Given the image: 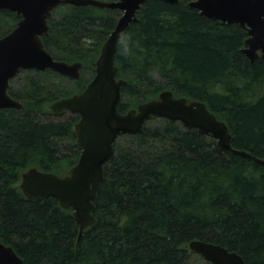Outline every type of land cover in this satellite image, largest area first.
<instances>
[{
	"label": "trees",
	"instance_id": "obj_1",
	"mask_svg": "<svg viewBox=\"0 0 264 264\" xmlns=\"http://www.w3.org/2000/svg\"><path fill=\"white\" fill-rule=\"evenodd\" d=\"M188 1L142 3L121 37L127 54L117 45V77L126 81L117 108L169 89L203 101L226 123L233 148L264 158V59L250 62L241 52L245 28L206 18ZM120 14L60 4L42 42L54 59L80 61L79 79L22 69L21 82L10 80L8 93L22 107L0 109V242L20 264H211L188 248L192 239L264 264V165L222 151L211 135L178 121L153 117L142 132L116 138L93 199L95 221L78 241L71 209L21 191L27 168L62 176L77 161L79 116L49 105L84 89ZM19 18L0 9V36Z\"/></svg>",
	"mask_w": 264,
	"mask_h": 264
},
{
	"label": "water",
	"instance_id": "obj_2",
	"mask_svg": "<svg viewBox=\"0 0 264 264\" xmlns=\"http://www.w3.org/2000/svg\"><path fill=\"white\" fill-rule=\"evenodd\" d=\"M175 3L178 0H162ZM145 0H0V9L20 16L16 25L0 36V109L21 108L22 103L8 93L10 80L21 69H49L71 79H79L82 63L54 59L44 48L42 38L49 33L48 19L63 3L91 5L121 11L113 29L101 45L92 78L76 94L59 98L49 106L52 112L67 110L79 116L75 123L76 142L80 147L77 161L62 176L29 167L21 173L19 187L28 199L45 201L53 197L65 209H71L78 225L76 241L91 226L93 199L103 177L102 165L113 153V143L122 134H138L153 117L178 121L185 127L211 135L222 151L238 154L264 165V158L233 148L226 123L203 101L175 97L169 89L157 98L141 102L120 112L121 86L114 64L118 35L122 37ZM188 5L206 18L234 23L246 29L241 52L250 62L264 59V0H189ZM188 248L211 264H245L239 254L205 240L192 239ZM21 258L10 245L0 242V264H20Z\"/></svg>",
	"mask_w": 264,
	"mask_h": 264
},
{
	"label": "clouds",
	"instance_id": "obj_3",
	"mask_svg": "<svg viewBox=\"0 0 264 264\" xmlns=\"http://www.w3.org/2000/svg\"><path fill=\"white\" fill-rule=\"evenodd\" d=\"M118 44H120L122 46L121 55H126L128 44L121 38L120 35H118Z\"/></svg>",
	"mask_w": 264,
	"mask_h": 264
},
{
	"label": "rangeland",
	"instance_id": "obj_4",
	"mask_svg": "<svg viewBox=\"0 0 264 264\" xmlns=\"http://www.w3.org/2000/svg\"><path fill=\"white\" fill-rule=\"evenodd\" d=\"M24 71L20 72L15 78L12 79V82L15 84L14 86H16L17 83L21 82L23 80V77L25 76ZM205 260V259H204ZM196 263H199V260H196Z\"/></svg>",
	"mask_w": 264,
	"mask_h": 264
}]
</instances>
